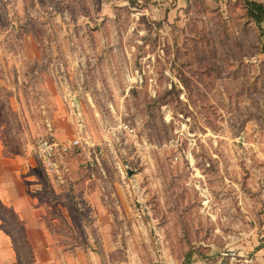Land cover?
<instances>
[{"label": "rangeland", "instance_id": "obj_1", "mask_svg": "<svg viewBox=\"0 0 264 264\" xmlns=\"http://www.w3.org/2000/svg\"><path fill=\"white\" fill-rule=\"evenodd\" d=\"M242 1L0 0L8 149L80 139L57 194L34 169L67 207L59 244L98 264H264V21Z\"/></svg>", "mask_w": 264, "mask_h": 264}, {"label": "crops", "instance_id": "obj_2", "mask_svg": "<svg viewBox=\"0 0 264 264\" xmlns=\"http://www.w3.org/2000/svg\"><path fill=\"white\" fill-rule=\"evenodd\" d=\"M1 128L0 126V202L13 211L23 229L30 247L31 264H98L89 261V256H94L90 249L86 252L79 246L66 248L59 244L61 234L52 227L61 225L60 213L64 214L67 207L56 198L50 200L38 182L34 172L37 159L28 135L21 132V150L13 152L8 149ZM58 192L59 188L53 191L55 194ZM68 223L70 224L69 221ZM15 262L16 254L11 239L0 228V264Z\"/></svg>", "mask_w": 264, "mask_h": 264}, {"label": "built area", "instance_id": "obj_3", "mask_svg": "<svg viewBox=\"0 0 264 264\" xmlns=\"http://www.w3.org/2000/svg\"><path fill=\"white\" fill-rule=\"evenodd\" d=\"M261 1L264 3V0ZM79 145V136L62 141L43 136L35 137L32 149L45 178L52 188H60L64 184L65 174L67 173L64 156L69 149Z\"/></svg>", "mask_w": 264, "mask_h": 264}, {"label": "trees", "instance_id": "obj_4", "mask_svg": "<svg viewBox=\"0 0 264 264\" xmlns=\"http://www.w3.org/2000/svg\"><path fill=\"white\" fill-rule=\"evenodd\" d=\"M242 9L244 10V14L249 21H253L256 24H261L264 21V3L262 1L243 0ZM2 98H4V101H2ZM2 102L5 111L9 110L8 99L5 98V93H2V91H0V106ZM5 211H9L10 214L7 215ZM0 219L2 221L0 228L11 239L12 248L16 254L15 264H31L32 261L30 259V256L26 253L29 251V246L26 243L22 228L18 226V222L13 211L3 205L1 202Z\"/></svg>", "mask_w": 264, "mask_h": 264}]
</instances>
